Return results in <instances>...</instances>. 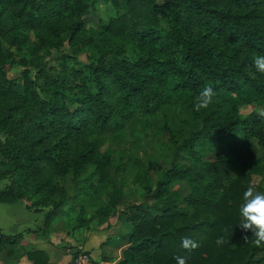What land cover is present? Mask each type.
<instances>
[{"label": "trees", "instance_id": "obj_1", "mask_svg": "<svg viewBox=\"0 0 264 264\" xmlns=\"http://www.w3.org/2000/svg\"><path fill=\"white\" fill-rule=\"evenodd\" d=\"M89 13L96 29L86 26ZM258 55L264 0H0V203L47 209L46 226L72 210L74 228L123 212L129 229L114 264H176L177 255L264 264V247L238 225L246 168L264 157ZM209 85L213 104L194 111ZM158 113L155 132L148 120ZM125 127L146 131L131 153L122 143L101 149L103 132L120 139ZM128 178L141 199L123 200ZM179 182L186 195L172 188ZM21 236L0 231V252ZM183 237L199 247L186 251ZM28 257L47 264L40 250Z\"/></svg>", "mask_w": 264, "mask_h": 264}, {"label": "crops", "instance_id": "obj_2", "mask_svg": "<svg viewBox=\"0 0 264 264\" xmlns=\"http://www.w3.org/2000/svg\"><path fill=\"white\" fill-rule=\"evenodd\" d=\"M46 213L47 209L28 208L25 201L0 203L1 233L22 235L18 243L8 245L0 252V264H34L28 254L36 250L45 254L47 264H70L77 250L88 251L100 264H114L119 260L121 244L115 246L110 241L111 234L106 232L110 229L108 221L102 224L101 230L93 229L87 236L83 234L87 231L86 226L74 228L73 217H70L73 210L69 215H54L47 226L44 223Z\"/></svg>", "mask_w": 264, "mask_h": 264}, {"label": "rangeland", "instance_id": "obj_3", "mask_svg": "<svg viewBox=\"0 0 264 264\" xmlns=\"http://www.w3.org/2000/svg\"><path fill=\"white\" fill-rule=\"evenodd\" d=\"M103 10H105V6L104 5H100V11L103 12ZM108 14V13H107ZM107 14L105 16H107ZM86 26L92 29H96L97 28V18L94 14L89 13L86 16ZM14 49V48H12ZM72 48L69 47L68 45H65L62 48V52L67 53V54H71L72 53ZM75 55V54H74ZM77 58L79 60H86V54L84 52H81L79 54H76ZM54 57H57V55H54ZM50 58L51 56L47 57V59ZM20 70V67L15 66L12 68V70L9 72V77H14L18 74V71ZM42 95L44 97H48L49 95L46 93H42ZM251 107H247V109H250ZM181 116L183 118H185L188 121L190 120V116L188 115L187 112H184L181 114ZM149 123L151 124V128L152 130H154L155 132H157L159 130L158 126L161 124L162 122V117L160 116V113H158L157 115H154L153 117L149 118ZM147 130H149V128H147ZM146 131H142L140 132L139 130L137 131H133L132 128L130 127H125L121 130V138L119 139L118 136H112V133L110 131H105L102 133V135L100 136L101 139V149L104 150V148H106L107 146H112V147H116L118 143H122L123 146V151H127L128 154L131 153V145L134 143L133 138L136 136L135 134L138 135H143ZM255 143V142H254ZM196 149L200 150L201 146L199 148L196 147ZM262 152H260V156H262ZM0 162H1V158H0ZM159 165L155 164L152 165V176L155 175V172L159 170ZM0 169H1V164H0ZM199 170L200 172H204V168L202 165L199 166ZM249 173V177H250V184H254V185H263L264 186V157L262 158V161L255 167H253V163H251L247 168H246V173ZM236 173H233L232 175H235ZM146 175V174H145ZM149 176V175H148ZM7 180H4L2 182H0V187L4 184V182H6ZM128 182V187L125 190V194L123 196V200H127L128 198H131L130 200L133 199H141L143 196V191L138 188L140 187L139 184L134 185L131 182V178L127 179ZM172 188L177 189L179 191L180 194L182 195H186L189 191L188 185L185 182H179L176 184H173ZM122 205L119 203L117 206V209H121ZM70 217H73L71 220L72 222L77 221L75 217V214L71 213ZM124 213L121 211H117L115 214L113 213V215L109 218L108 220V226L110 227L109 231H106L107 234H111V238L110 241L113 243V245H120L122 244V242L125 240V235L128 232L129 229V223L127 222V220L123 217ZM86 226L87 231L84 232L83 234H86L87 236H90V231H92L93 229H99L101 230L102 225H99L97 223V218H93L92 220H89V223ZM118 232V235L116 234ZM103 234H105V232H103ZM103 236V235H101ZM76 252V251H75ZM115 252V250L113 251V253ZM112 253V254H113ZM89 256L93 259V256H91V254L89 253Z\"/></svg>", "mask_w": 264, "mask_h": 264}, {"label": "clouds", "instance_id": "obj_4", "mask_svg": "<svg viewBox=\"0 0 264 264\" xmlns=\"http://www.w3.org/2000/svg\"><path fill=\"white\" fill-rule=\"evenodd\" d=\"M252 64L258 72L264 73V55L256 56ZM215 96L216 92L212 86L204 87L194 99L193 110L200 112L203 109H207L213 104ZM238 213L240 217L238 225L242 232L247 233L250 231L251 237H254V245L256 247H264V191H259L256 185L250 184L243 192ZM244 239L247 240L249 237L245 235ZM215 243L217 245L225 243L224 237H217ZM181 247L191 252L199 247V243L190 237H183ZM173 259L176 264H187L188 257L177 255Z\"/></svg>", "mask_w": 264, "mask_h": 264}, {"label": "built area", "instance_id": "obj_5", "mask_svg": "<svg viewBox=\"0 0 264 264\" xmlns=\"http://www.w3.org/2000/svg\"><path fill=\"white\" fill-rule=\"evenodd\" d=\"M70 264H100L90 258L84 251L76 252L73 254Z\"/></svg>", "mask_w": 264, "mask_h": 264}]
</instances>
